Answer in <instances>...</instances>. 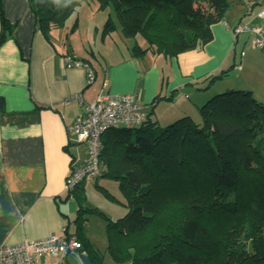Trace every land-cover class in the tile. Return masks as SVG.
<instances>
[{
    "label": "trees",
    "instance_id": "1",
    "mask_svg": "<svg viewBox=\"0 0 264 264\" xmlns=\"http://www.w3.org/2000/svg\"><path fill=\"white\" fill-rule=\"evenodd\" d=\"M90 1L29 0L48 40ZM0 2L1 48L18 23L6 18ZM98 2L103 11L115 9L125 37H144L148 47H134L140 56L152 50L168 59L210 44L212 27L231 6V0ZM115 29L109 17L103 38ZM234 67L209 77V87ZM179 93L158 95L141 127L103 138L102 175L96 179L118 182L116 200L125 209L108 224L111 264H264V103L251 91L232 90L203 104L198 119L159 125L153 119L157 106ZM84 191L83 182L68 192L80 207L76 235L92 264H108L85 236V216L109 218L84 206Z\"/></svg>",
    "mask_w": 264,
    "mask_h": 264
},
{
    "label": "crops",
    "instance_id": "2",
    "mask_svg": "<svg viewBox=\"0 0 264 264\" xmlns=\"http://www.w3.org/2000/svg\"><path fill=\"white\" fill-rule=\"evenodd\" d=\"M2 7L18 26L0 48V248L50 236L77 237L80 207L73 209L77 201L68 197L66 180L86 161L87 148L71 139L69 127L83 105L95 103L101 94H138L148 114L158 95L180 90L174 101H163L155 110L153 119L164 127L185 116L198 119L210 98L232 90L251 91L264 103V51L253 48L251 34L234 33L239 25L264 29L259 17L264 0H231L224 19L212 27L214 40L203 49L168 59L152 50L140 56L128 47L129 53L110 65L106 58L118 53L115 38H125L119 24L118 34H108L100 49L92 48L97 44L93 34L108 20L98 0L78 7L64 28L52 31L51 40L38 30L29 0H2ZM83 16L85 37L77 34ZM76 21L78 28L69 34ZM138 45L148 47L144 37ZM67 56L87 63L95 81L89 83L85 68H69ZM232 67L229 77L209 87V77ZM71 96L81 101L66 103ZM91 216H85V236L111 264L109 241L105 249L89 235ZM68 263L92 264L87 252L71 254Z\"/></svg>",
    "mask_w": 264,
    "mask_h": 264
},
{
    "label": "built area",
    "instance_id": "3",
    "mask_svg": "<svg viewBox=\"0 0 264 264\" xmlns=\"http://www.w3.org/2000/svg\"><path fill=\"white\" fill-rule=\"evenodd\" d=\"M264 20V8L259 13ZM236 36L251 34L253 48L264 51V29L239 25L234 29ZM69 68H85L89 73V83L96 79L95 71L85 62L72 56L65 58ZM81 101L80 96H71L66 103ZM147 114L143 111L138 94L112 95L101 94L93 104H84L82 111L69 127L71 139L87 148L86 161L72 169L67 180V192L75 190L87 178L102 175L101 155L103 138L111 131L135 129L143 125ZM84 251L83 243L76 236H50L33 241L0 248V264H49L47 259L57 260L56 264H69L71 254Z\"/></svg>",
    "mask_w": 264,
    "mask_h": 264
},
{
    "label": "rangeland",
    "instance_id": "4",
    "mask_svg": "<svg viewBox=\"0 0 264 264\" xmlns=\"http://www.w3.org/2000/svg\"><path fill=\"white\" fill-rule=\"evenodd\" d=\"M78 10L80 9L78 8ZM101 13L103 14L101 16H104L106 18L109 17L112 18L113 23L115 24V28L117 25L120 24L117 13L113 7L108 8L106 12H103L102 10ZM82 21H83V25L81 29L77 32V34L78 36L85 37V35H87V27L84 24V16L82 17ZM116 31H114V33L118 34V32ZM103 32H104V27L101 29V31H99V34H95V33L93 34L94 37L97 39L95 41L97 42V44L94 43L95 45L92 46L93 49L95 48L100 49V46H102L101 41L103 40V36H104ZM124 38H125L124 42H122L119 39V37L115 38L116 41L115 48L117 49L118 53L115 54L113 58L111 57L106 58L108 65H110L113 61H115L114 60L115 57H120V55L128 54L129 53L127 49L128 47H132L134 49V47L138 44H141V41L143 40V37L141 35L136 38H127L125 36ZM84 187H85V191H84L85 196L87 198V201L84 203V206L90 205L93 208H97L98 210L104 212L109 218V221H107L99 214H94L91 216L92 218L88 224L89 235L92 237L93 241L96 242L99 241L100 244L98 243V245H100V247L105 248L104 245L106 243L108 244L109 236H110V230H108V224L110 222L116 221L118 217H121L125 214V209L116 200L117 197L121 196L118 188V182L107 178H100L98 181L96 178H87V180L84 182ZM72 207L73 209L78 210L79 205L78 203H75L72 204Z\"/></svg>",
    "mask_w": 264,
    "mask_h": 264
}]
</instances>
